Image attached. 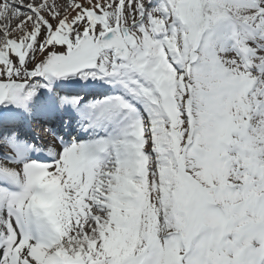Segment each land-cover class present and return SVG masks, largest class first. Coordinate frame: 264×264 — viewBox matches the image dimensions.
<instances>
[{
  "label": "snow or ice",
  "instance_id": "obj_1",
  "mask_svg": "<svg viewBox=\"0 0 264 264\" xmlns=\"http://www.w3.org/2000/svg\"><path fill=\"white\" fill-rule=\"evenodd\" d=\"M0 264H264V0H0Z\"/></svg>",
  "mask_w": 264,
  "mask_h": 264
}]
</instances>
